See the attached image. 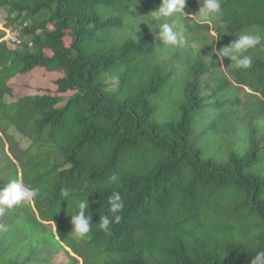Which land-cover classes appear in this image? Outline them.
I'll use <instances>...</instances> for the list:
<instances>
[{
	"label": "trees",
	"instance_id": "16d2710c",
	"mask_svg": "<svg viewBox=\"0 0 264 264\" xmlns=\"http://www.w3.org/2000/svg\"><path fill=\"white\" fill-rule=\"evenodd\" d=\"M188 1L190 15H175L186 37L212 26L222 48L244 31L264 36V0H221L211 24L194 22L199 6L190 10ZM160 4L0 0L6 15L0 21V189L12 179L39 189L34 201L0 215L7 226L0 231V264H250L264 251V139L252 128L248 148L241 156L232 151L225 162L206 158L192 142L196 114L213 118L195 135L198 142L234 128L229 121L241 105L238 92L259 101L263 109L249 117L261 119L264 41L248 51L247 70L223 59L233 81L206 82L220 59L206 62L202 49L181 73L169 62L154 65L152 59L182 49L163 45L149 27ZM143 25L150 38L139 35ZM36 69L57 74L56 90L8 102L18 80ZM173 72L184 79L179 117L154 121L156 98ZM113 192L124 208L119 223L104 232L97 223L110 215ZM87 197L91 231L76 240L70 215Z\"/></svg>",
	"mask_w": 264,
	"mask_h": 264
},
{
	"label": "rangeland",
	"instance_id": "374dc122",
	"mask_svg": "<svg viewBox=\"0 0 264 264\" xmlns=\"http://www.w3.org/2000/svg\"><path fill=\"white\" fill-rule=\"evenodd\" d=\"M144 2H149V0H142ZM188 1V0H187ZM191 10L194 5L199 6L198 0H189ZM201 3L202 0H199ZM186 8V7H185ZM188 8V7H187ZM185 13L188 14L189 10L184 9ZM198 12V11H197ZM196 12V13H197ZM136 16V15H135ZM139 17V16H138ZM137 17V18H138ZM6 15L4 11L0 10V21H4ZM132 24H136L134 20L136 17L131 16ZM171 19H175L177 23V28L183 29V25L181 19L174 16ZM169 19L167 22H171ZM194 22H202V20L197 16L194 15L192 19ZM140 20L138 19V25ZM192 22H189V25ZM138 29L140 30L138 33L143 37L150 38V30L148 26H139ZM182 32V31H181ZM183 33V32H182ZM150 34V35H149ZM149 35V36H148ZM188 43L180 49V53L174 54H162L158 58L152 59L151 63L154 65H161L165 62L171 63V66L177 70L178 73L182 72V69L187 66L186 60L191 58L190 63H193L195 59L197 49H202L204 53V59L206 62L210 63L206 57L212 56L213 49L220 50V46L218 43L217 33L212 28L210 30H199L193 28V30L188 34ZM8 39L11 41H15L16 38L12 35V33H8ZM180 47V46H179ZM181 48V47H180ZM167 51L171 50L170 48H164ZM216 74L210 75L206 78V82L212 83L215 79V76L224 77L231 81H233L232 77L228 74L226 68L224 67V61L220 60V66L215 68ZM177 72H173L170 80L168 81L167 91L163 92V95H159L156 98L155 105L157 107L156 114L154 115V121L163 122L167 120L175 121L177 120L176 116L179 117V106L184 100L183 90L181 85L184 86V79L183 74L180 76ZM184 78L186 76V72H184ZM57 79L56 73H49L46 72L44 69H36L30 77L20 78L18 80V84L15 87V96L7 97L6 100L8 102H13L14 99L20 96H27L32 94H41L45 89H52L56 90L55 81ZM107 83L110 86H113L114 82L111 79L107 80ZM111 88H114L111 87ZM232 88L238 92L235 86ZM208 94H212L213 91L208 89ZM239 97L241 98V105L240 107L232 113V118L229 122L234 124V128L230 129L229 131H225L223 128L220 129V134L217 137H213L211 139H201L198 142L196 136H199L202 131H204L205 127L212 123L213 118H205V117H197L195 115L194 118V128H193V137L192 142L198 148H200L206 158H213L218 162H225L232 151L237 155L241 156L244 151L248 148L247 138L250 135L252 128L256 129V139L261 141L264 139V114L262 115L261 119L251 120L249 117V113H254L261 111L263 107L259 104V101L251 96L238 92ZM177 111V114L175 113ZM165 116L168 118L166 119ZM171 117V118H170ZM166 119V120H165ZM239 119V120H236ZM196 135V136H195Z\"/></svg>",
	"mask_w": 264,
	"mask_h": 264
},
{
	"label": "clouds",
	"instance_id": "9594fccd",
	"mask_svg": "<svg viewBox=\"0 0 264 264\" xmlns=\"http://www.w3.org/2000/svg\"><path fill=\"white\" fill-rule=\"evenodd\" d=\"M187 0H161V4L157 10L151 12L152 22L155 25L149 24L150 29H156L157 39L165 46H180L183 47L188 43L187 37L177 30V23L173 18L176 14L186 17L184 9ZM199 9L195 14L202 22L211 24L214 19H217L221 14V0H203L201 4L198 0ZM171 19V22H167ZM238 38L230 45L222 47L220 50L213 49V54L220 60L228 58L230 66L235 69L247 70L252 67L253 57L248 55L250 49L256 48L264 41V36L251 33L248 31L241 32L236 35ZM211 61V56L206 57ZM111 181L117 180L116 175L110 177ZM39 195L38 188H30L17 179L10 180L2 189H0V215L4 209H12L14 206L22 202H32ZM110 205V215L100 216L98 221L99 228L104 231H110V226L113 223H119L121 216L119 213L124 208V203L118 192H113L108 197ZM78 211L70 215V223L72 226L71 234L76 240H83L91 231L93 216L89 211L88 197L80 199L77 202ZM0 231H7V226L0 223ZM250 264H264V251H257L255 256L250 259Z\"/></svg>",
	"mask_w": 264,
	"mask_h": 264
}]
</instances>
